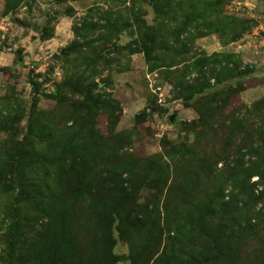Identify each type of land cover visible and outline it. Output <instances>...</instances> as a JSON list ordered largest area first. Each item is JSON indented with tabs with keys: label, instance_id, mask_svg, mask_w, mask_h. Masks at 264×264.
Wrapping results in <instances>:
<instances>
[{
	"label": "rangeland",
	"instance_id": "1",
	"mask_svg": "<svg viewBox=\"0 0 264 264\" xmlns=\"http://www.w3.org/2000/svg\"><path fill=\"white\" fill-rule=\"evenodd\" d=\"M77 77L110 100L92 121L71 113L78 94H58ZM199 83L205 89L191 95ZM29 125V166L64 153L81 129L72 139L82 138L104 173L112 167L138 187L146 208L134 223L115 219L108 247L106 184L71 202L66 189L42 214L21 208L24 262L40 250L31 227L49 217L51 232L64 229L58 247L79 245L71 264H112L105 253L132 264L130 247L134 264H175L176 251L179 264H193L203 250L220 254L210 264H264V197L255 200L264 182L251 173L264 172V0H0V264L15 198L3 166ZM43 176L42 191L54 194L56 182Z\"/></svg>",
	"mask_w": 264,
	"mask_h": 264
},
{
	"label": "trees",
	"instance_id": "2",
	"mask_svg": "<svg viewBox=\"0 0 264 264\" xmlns=\"http://www.w3.org/2000/svg\"><path fill=\"white\" fill-rule=\"evenodd\" d=\"M155 1L156 4L159 2V0ZM132 52H146V50L140 51L135 49L132 50ZM101 56L102 55L99 54L98 58L96 59L100 60ZM79 77L76 79L72 78L68 82H63L62 86L58 90V94L60 96L62 95V89L70 90L74 94H78L81 99L78 101V105L71 113L77 117L81 116L83 119L90 118L92 121L99 112H105V107L107 104L110 105V100L103 98L99 83L93 80L87 84H84V82L81 83L79 81ZM99 82L103 86L107 85L108 83V81L103 78H100ZM184 88L185 87H183V89ZM203 89H205V86L200 83L198 86L189 85L188 87L191 95L200 93ZM91 124L92 122L87 125L90 126ZM78 131H81V129H77V131H75L72 136L77 135L76 133ZM88 131L92 133L90 128ZM32 135L33 129L29 125L28 133L23 137L22 140L16 142L14 145L12 155L10 156L12 161L9 160L6 166H3L9 172V175H11L10 180L12 181L13 189H15V198L13 204L14 208L12 210L13 213L9 218V230L5 238V264H11L16 253H18V262L20 264H39V260L43 263L47 255L51 257V264H54L58 258L59 264L73 263V261L76 259V254L79 253V245L74 242V245L73 243L70 244V249L66 245L64 247H58V242L65 239L64 229L61 225L57 231L51 232L50 229L52 226V221L49 217H46L45 223H43L44 221L39 223V229L32 226V222L30 221V226H32L30 230L32 236L31 238H34V241L37 239V242H39V240L41 241L39 246H37V249L40 250L38 251L37 256L35 255V251L32 253L30 260L31 262L26 263L23 259V251L25 250V246H23V244L27 239L25 238V232H23L22 227L27 226V217L24 216L23 213L21 214L20 209H35L33 210L34 212L42 214V212H45L47 202L51 198L53 200V197L58 196V199L62 201V198L64 197L63 192L66 189H68L69 196L67 200L71 202L73 197L76 195H89V192H91L94 185L99 183L102 188L103 185L106 184L104 185L105 193L108 196L109 202L105 205L104 211L108 212L114 217V219L113 221L111 220V223L109 220L104 221V225H107L106 231L102 236L103 240L105 241V247L110 246V227L113 222H115V219L118 220V223L121 225L124 222L134 223L135 220L141 217V215L138 213V210L144 209L146 206L137 203V200L134 198V192H136L139 188L133 187L132 189H129L125 187L122 184L123 180L120 179V175H118V173L112 167L106 169L104 173L105 168H100L97 154H95L94 151H90L88 148H85V142L81 140L82 138H79V143L77 142L78 140H73L72 136L67 138L62 144V149L65 152L58 155L54 154V156L50 157V159L48 158V161H46L47 157L45 155L41 156L38 163V165L41 166V169L35 170V168L29 166L25 160V151L28 150L31 145L30 138ZM259 155L262 157L264 162V154L261 152ZM107 159L112 160L113 158L110 157ZM44 162L47 164L46 166ZM38 173H43V178H48L49 180H54L56 182V190H54V194L50 191L45 193L42 191V188L39 185V180L36 178ZM251 173L253 175L258 174L260 179L264 182V172L260 170L258 171L257 167ZM153 181L156 183L155 180ZM262 197H264V189L259 194V196L255 197V200L261 199ZM61 209V212H63L62 216L65 218L67 210L65 211L64 208ZM35 224L38 223L35 222ZM63 224L65 225L66 222H63ZM44 227L47 229L46 232L42 234L40 231ZM188 233H193V230L189 229ZM170 244L174 247V241L171 240ZM71 249L72 251L70 252ZM177 252L178 251H176V253ZM60 253H62V255H60ZM133 253L134 249L130 247V261L132 264L135 262L132 257ZM176 253L173 255V263L179 264ZM105 254H107V257L109 260H111L110 262H112V264L117 262V260H114L115 258L112 260V256H110L108 253ZM58 255L61 257H58ZM224 256L225 255L223 254V257ZM220 258L221 256L219 253L208 254L206 253V250H203L199 252L196 257H192L191 259L193 260V264H210L216 262ZM84 259L85 258L83 257L82 260ZM85 263H88L87 260L84 262V264Z\"/></svg>",
	"mask_w": 264,
	"mask_h": 264
},
{
	"label": "water",
	"instance_id": "3",
	"mask_svg": "<svg viewBox=\"0 0 264 264\" xmlns=\"http://www.w3.org/2000/svg\"><path fill=\"white\" fill-rule=\"evenodd\" d=\"M157 111L158 112H161V113H167V110L166 109H159V108H157ZM172 118H173V116L171 115V116H169V120L171 121L172 120Z\"/></svg>",
	"mask_w": 264,
	"mask_h": 264
},
{
	"label": "crops",
	"instance_id": "4",
	"mask_svg": "<svg viewBox=\"0 0 264 264\" xmlns=\"http://www.w3.org/2000/svg\"><path fill=\"white\" fill-rule=\"evenodd\" d=\"M72 1H77V0H72ZM52 38V37H51Z\"/></svg>",
	"mask_w": 264,
	"mask_h": 264
}]
</instances>
